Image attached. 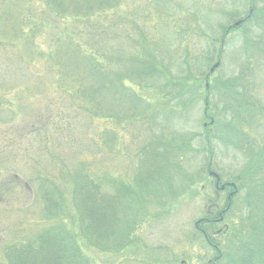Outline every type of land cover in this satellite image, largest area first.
<instances>
[{"label": "rangeland", "instance_id": "rangeland-1", "mask_svg": "<svg viewBox=\"0 0 264 264\" xmlns=\"http://www.w3.org/2000/svg\"><path fill=\"white\" fill-rule=\"evenodd\" d=\"M53 1L0 0V41L22 36L19 43L30 42L32 51L35 45L37 51L49 52L55 47L51 42L54 37L72 38L73 49L62 54L67 62L74 63L79 55L75 51L80 49L96 55L100 64L111 70L120 58L130 65L128 60L146 56L148 60L144 59L153 65L149 58L154 55L163 70L154 76L148 70L143 72L142 87L151 88L150 83H154L155 89L171 92L172 100L166 105L174 109L150 116L147 128L142 121L135 123L130 118L116 126V120L118 123L127 115L122 103L111 112V120H95L82 106L80 99L85 100L86 94L78 101L76 96L65 102L58 97L60 91L54 87L55 76L47 63L17 65L16 55L0 47V264L12 258V250L22 255L32 252L34 248L29 245L36 246L41 235H73V230L80 233L81 254L88 264H208L222 252L229 255L225 250L236 245V230H230L224 238L222 232L237 220L236 210L216 223L215 235L210 234L214 246L202 238L204 230H195L194 224L206 218L208 212H216L217 198L225 205L226 193L232 191L215 189L214 179L207 174L208 162L220 184H231L244 161L227 126L232 120L231 106H235L231 100L235 98L223 85L238 80L242 85L237 88L238 98L253 97L264 107V51L249 50L264 34L255 26L260 15L264 19V0H111L113 4L110 0ZM93 7L100 11L111 8L98 20V16H77ZM61 8L68 14L59 15ZM250 10L251 22L231 32L221 46L223 30L244 19ZM217 62L220 65L209 78L212 88L208 90L207 105L204 84L201 90L189 92V102L173 98L182 88L165 86L171 76H205ZM8 67L10 72L1 69ZM127 77L129 81L139 79ZM215 81L220 86L216 87ZM83 85H95L88 94L98 87L93 82ZM131 90L146 98L157 93ZM101 96L100 100L104 98ZM106 99L105 95L100 115H107V109L111 111V99ZM62 117L69 122L61 124ZM242 132L263 145L264 120ZM205 133L209 135L212 157ZM97 134L106 142L100 143ZM162 154L170 156L171 166L183 167L185 175H195L192 187L183 186L187 180L181 174L179 178L172 176L167 162L156 165L162 162ZM37 155L38 159H31ZM79 162L84 164L85 176L98 188L95 200L112 203L119 214L120 209L125 212L120 223L125 230H119L113 240L103 239V253L93 249L96 245L85 237L84 223L77 221V215L75 219L68 216L76 199L69 172ZM59 198L65 201L63 211L43 213L44 204H56ZM106 228L110 232L111 227ZM112 243L117 247L114 251L108 249ZM120 248L126 251L118 256ZM23 264L34 262L23 259Z\"/></svg>", "mask_w": 264, "mask_h": 264}, {"label": "trees", "instance_id": "trees-1", "mask_svg": "<svg viewBox=\"0 0 264 264\" xmlns=\"http://www.w3.org/2000/svg\"><path fill=\"white\" fill-rule=\"evenodd\" d=\"M51 2L54 3L55 1L42 0V3L46 4H50ZM110 3H112L111 0ZM56 4L58 3L56 2ZM94 7H97L95 2ZM94 7L92 9H85L84 11H81L82 13L78 12V14H76L77 16L83 18L98 16L96 18L98 20L100 16H105L108 14L110 12L109 9L111 8L110 7L104 11H100L99 9H94ZM96 11L98 12L95 13ZM60 12L61 13H59V15H64L65 12L68 14L69 11H65L64 8H61ZM254 12L256 13L254 17H256L258 11L256 10ZM79 13L82 16L79 15ZM72 15H74V13ZM251 18H253V16H251L250 19H248L244 24L251 22ZM262 18L263 17L260 15L257 19V23L255 24L260 32H264V19ZM11 19L12 23L15 22V19L12 16ZM0 20H2L1 15ZM225 30H223L224 33L222 38L226 36ZM22 38V36H17V38L13 40L4 39L0 41V47L8 51H12L16 55L15 58L17 65L29 63L31 66H35L36 62L37 64L40 63V65H42L43 61L47 63L55 76L54 87L60 91L58 97L61 98L63 102H65L69 98L73 100V96H76L77 99H75V101H78V99H80L79 97L84 98L86 94L85 100L80 99L82 106H86L84 110H88V112L92 115V118L95 120H101L104 118L111 120V112H113L115 108H119L122 103L127 115L125 119L119 120L118 123L116 120V126L125 123L126 119L130 118L131 120H134L135 123H137L136 121H142V125L147 128L150 126V121L148 120L150 116L157 117L167 109H174L173 106L167 108L166 105L168 101L172 100L170 96L171 92L167 94L162 89H155L153 85L154 83H150V87L152 89L142 87L144 83L140 80V78L143 79V72L148 70L150 71L149 74H153L154 76L158 74L159 70H163V68L159 69L154 55L150 56L149 58L153 65L144 59L146 58L148 60L146 56L144 58L142 56L135 58L133 57L135 59L134 61L133 59L128 60L130 65H127V63L125 65V62L122 60V58H120L114 63L115 69L111 70L109 67L105 68L102 66L100 64V59L96 55H88L86 51L83 52V50L80 49L75 51L77 54H79L75 62H67L65 58L62 57V54L63 52H70V49H73L71 45L72 38H63V40H59L58 38L54 37L52 39L53 41L51 42L55 47L53 49H49V52L37 51L35 45L34 51H32L30 48V42L25 40L19 43ZM260 39L262 41L259 40V42H255L250 45L249 50H251V53H259L262 50L264 51V34L260 36ZM26 55H29L30 57H26ZM206 58L208 59V55H206ZM187 62L190 64L189 58H187ZM134 64H138V66H134ZM17 68L18 70L16 71H19L20 69L18 66ZM1 69L5 72L11 71V68ZM153 70H155V74L153 73ZM127 74L132 75V77L139 76V79L135 81L133 78L132 81H129ZM178 76L181 77L175 78L171 76L170 78H167L165 86L168 88L173 85H177L182 88L183 91L177 93L173 98H186L188 102L190 98L186 96L190 94V91L197 90L196 88L201 90V88H203V84H209L210 82V79H206L207 75L204 76L202 74H200L198 79H192L190 74ZM232 81L235 82H226V85L224 84L223 87L221 85V87L227 90L226 93H228L230 96H234L233 98H235V100L230 99L235 106H231L229 115L232 117V120L227 123V126L234 136V139H236V142L233 145L241 152L242 160L244 161L241 163L239 173L232 179L231 182L232 184L236 185L237 193L232 198L230 206H227L228 204L226 201L224 205L220 199L218 200L217 198L215 200V205L218 207V210H216V214L213 216L210 215L206 218L208 221L202 222L205 230L208 231L204 232L201 236L203 239L207 240V243L209 242L212 244V246H214L210 234L212 233L214 235V232H216L213 230L217 223L216 221L220 220V222H222L223 219H226L228 213H232L234 210H236V213L238 212V217H236L237 220L233 221L232 227H226L227 230L222 232L225 233L223 235L224 238L230 230H236V233H234V241L236 242V245L231 248H226V254L229 255H225L224 252H222L221 254L217 255L215 259H212L211 264H264V143L263 145L256 144L245 133L242 132L243 128L252 124L256 125L260 120H264V107L261 108L258 101L253 99V97H251L250 100L238 98L239 93L237 92V88L242 87V85L239 84L238 80ZM89 82L98 83V87L92 94L88 93L93 91L95 85H89L91 87H86L83 85ZM214 85H216V87L220 86V84H218L216 81L214 82ZM131 87H133L138 92H142V89H146L145 91L153 90L157 93L156 95L152 94L151 97L146 98L140 94H137L136 92H132ZM210 88H212V86L209 87V89ZM206 93V99L208 100V94H210V92L208 91ZM105 95L107 96L106 102L108 99H111V111L109 112V109H107V115L104 113L106 115L104 117V114H99V110L101 109L102 105H104L103 103H105ZM100 96L104 98L100 100ZM96 97H98V99H96ZM89 109L94 110V112L89 111ZM137 109H140V111H137ZM225 111L227 112V107ZM138 116H141V118L138 119ZM67 119L68 118L65 119L62 117L60 119V123L64 124L66 121L69 122ZM246 122L247 125H244ZM224 128H226V125ZM205 134L209 156L212 157L209 135L208 133ZM97 137L100 143L106 142L102 138L101 134H97ZM227 138L229 139V142H232L230 137ZM51 141H53L52 135ZM32 155L33 154H31V156ZM31 159H38V155L35 158L31 157ZM169 159L170 156L162 154V162H157L156 165L167 162L173 171L172 176L179 178V174H181V176L187 180V184H184L183 186L192 187L194 185V180L196 179L195 175H185L186 170H184L181 166L179 167V164H174L171 166L170 164L172 160ZM83 166L84 164L79 162V165L69 172V179L72 183H74L73 192L74 195H76V199L74 201V207L71 208L72 211L68 213V216H70L72 219L75 215H77V221L80 222L81 225L84 223V231H86L87 235L85 237H89L91 242L96 245L93 247V249H97L100 253H103L105 251L104 246L106 245L105 242L103 243V239H112L114 236H117L119 230L121 233L123 230H125L123 225L120 227V223L124 218L123 213L125 215V212L120 209L119 214V210L114 209V205L112 203L103 204L102 201L97 202L95 200V198L98 196V193L96 192L98 188L91 183L88 176H85V173L82 170ZM98 199L103 200L100 197H98ZM59 201L60 202H54L56 204L50 203L47 206L44 204L43 213L57 212L59 209L63 211L65 201L62 198H59ZM45 219L46 218L44 216V220ZM127 221L129 223V220ZM107 226L111 227L110 232L107 230ZM94 227H98L97 229L99 230H96L97 232L95 230L93 231ZM72 232L73 235L58 233L56 235L54 234L49 236H46V234L43 236L41 235L35 242L37 247L29 245L31 248H34L31 249L32 252H26L22 255L20 253L18 254V250H12L10 251L12 252V258H6L5 264H9L10 262L12 264H23V259L26 261L30 260L34 262V264H88L81 254V246L79 243L81 240L80 233H78L76 230H73ZM114 246L115 245L111 246L110 244L108 249L110 251H114L117 249V247ZM122 248H120V252H117L119 253L118 256L126 251V248L123 250ZM110 254L116 256V253ZM8 255L9 254L6 256Z\"/></svg>", "mask_w": 264, "mask_h": 264}, {"label": "flooded vegetation", "instance_id": "flooded-vegetation-1", "mask_svg": "<svg viewBox=\"0 0 264 264\" xmlns=\"http://www.w3.org/2000/svg\"><path fill=\"white\" fill-rule=\"evenodd\" d=\"M232 30L230 29V27H227V29L225 30V34L226 35H229V33L231 32ZM210 78V76H206V79H209ZM205 86V85H204ZM206 91H208V89H205ZM205 127V126H204ZM213 183H214V187H215V189L216 190H218V188L216 187V184H215V181H213ZM218 187H219V185H218ZM228 190H230L229 189V187L227 188V191ZM232 190V189H231ZM225 190H223L222 192H224ZM232 191H230V192H227L226 194H227V197H226V201L228 202V197L230 196V193H231ZM229 203V202H228ZM215 210H218V207H216L215 206ZM214 214H216V213H211V212H208L207 213V215H211V216H213ZM205 221H208V219H206ZM220 220H218V221H216V222H219Z\"/></svg>", "mask_w": 264, "mask_h": 264}, {"label": "water", "instance_id": "water-1", "mask_svg": "<svg viewBox=\"0 0 264 264\" xmlns=\"http://www.w3.org/2000/svg\"><path fill=\"white\" fill-rule=\"evenodd\" d=\"M250 14H251V12H250ZM242 23V21H239V22H237V23H235L234 24V27H238L240 24ZM218 66H219V63H216L212 68H211V70H210V73L211 72H213L216 68H218ZM211 177H214V178H216V183L218 184L219 183V177L215 174V173H213V172H210V174H209ZM232 186H234V185H232ZM224 185L221 187V189L223 190L224 189ZM233 195V194H232Z\"/></svg>", "mask_w": 264, "mask_h": 264}]
</instances>
